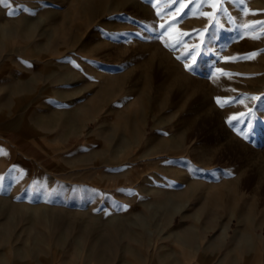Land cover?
I'll list each match as a JSON object with an SVG mask.
<instances>
[{"label": "rangeland", "instance_id": "1", "mask_svg": "<svg viewBox=\"0 0 264 264\" xmlns=\"http://www.w3.org/2000/svg\"><path fill=\"white\" fill-rule=\"evenodd\" d=\"M11 4L0 5V264L78 246L56 238L63 225L28 215L50 213L36 201L78 200L88 184L222 185L229 230L247 215L264 236V99H250L264 96V33L224 30L247 16L230 22L209 0ZM195 196L187 214L207 217ZM36 226L50 238H33Z\"/></svg>", "mask_w": 264, "mask_h": 264}, {"label": "crops", "instance_id": "2", "mask_svg": "<svg viewBox=\"0 0 264 264\" xmlns=\"http://www.w3.org/2000/svg\"><path fill=\"white\" fill-rule=\"evenodd\" d=\"M209 1L217 5L214 14L229 21L231 16L248 17L225 31L264 33L257 23L264 21V0ZM220 4L226 12L219 11ZM246 24L254 27L246 28ZM5 120L0 114V122ZM82 192L78 200H43L31 205L34 211L50 212L28 215L34 225L59 223L63 230L56 238L80 239L78 246L64 251L49 248L36 264H264V236L249 229V216L241 215L240 231L229 230L233 202L222 185L88 184ZM197 192L204 202L200 212L213 218L187 214ZM172 207L181 209L178 223L176 216L167 219L166 211ZM152 208H164V218L153 215ZM70 227L76 231L70 232ZM35 229L33 238H50L46 234L50 228Z\"/></svg>", "mask_w": 264, "mask_h": 264}, {"label": "snow or ice", "instance_id": "3", "mask_svg": "<svg viewBox=\"0 0 264 264\" xmlns=\"http://www.w3.org/2000/svg\"><path fill=\"white\" fill-rule=\"evenodd\" d=\"M228 2H231L233 4H237V3L238 4H244L245 0H224V3H228ZM0 5L12 6L11 0H0ZM213 7L215 8V7H217V5L214 4ZM219 11L220 12H226V9L223 7V4H220ZM8 14L9 15H15V11L9 12ZM257 23L260 25L261 29H264V21H260V22H257ZM160 27L163 28L164 25H161ZM244 27L249 28V27H254V25L246 24V25H244ZM254 38H256V37H254ZM209 39H215V36L210 34ZM255 55H256V53H252V54H250L248 56L241 57V58L248 59V58L254 57ZM192 58L194 60V63L191 64V65L186 64L185 67H186V70L194 72L196 70V67L198 66V63L195 62V57L194 56ZM233 59H235V58H233ZM225 75H230V74L225 73ZM250 99L253 100V101H257L259 103L262 99H264V96H252V97H250ZM219 102L220 101L218 100V103ZM221 106H223V104H221ZM252 111H253L252 109H249V112L242 113L241 115L242 116L251 115ZM233 119H235V117H233ZM248 127L249 128L252 127L251 123L248 124ZM240 134L243 135L245 139H248V136H249L248 132H242ZM0 154H3V149H0ZM195 171H199V170L195 169ZM91 191L97 192V190H95V189H93ZM129 191H131V190H129ZM102 195H107V194H102Z\"/></svg>", "mask_w": 264, "mask_h": 264}]
</instances>
